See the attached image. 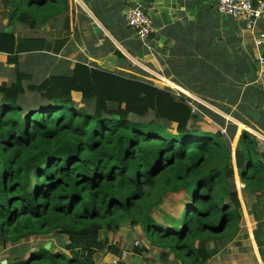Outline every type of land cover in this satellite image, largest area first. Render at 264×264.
Instances as JSON below:
<instances>
[{
    "label": "trees",
    "instance_id": "16d2710c",
    "mask_svg": "<svg viewBox=\"0 0 264 264\" xmlns=\"http://www.w3.org/2000/svg\"><path fill=\"white\" fill-rule=\"evenodd\" d=\"M3 1L8 25L33 27L63 17L68 27V0ZM48 44L0 30V53L8 57ZM5 85L0 84L6 94L0 98V241L16 245L56 233L67 237L69 254L42 247L6 264H94L89 251L116 252L98 237L122 219L143 226L154 246L169 248L188 264H206L216 252L200 243L224 244L234 233L240 205L220 116L199 104L194 112L189 100L167 89L82 63L68 75L29 85L27 91L42 99L37 108L18 103L19 84L13 92ZM72 93L93 102V112L77 108ZM199 111L215 125L205 124ZM233 117L241 121L237 113ZM192 121L199 127L190 128ZM170 124L173 132L166 129ZM231 127L232 134L236 126ZM260 145L243 130L234 152L239 181L250 192L264 191ZM182 190L189 195L182 215L171 226L154 221L151 212L164 195Z\"/></svg>",
    "mask_w": 264,
    "mask_h": 264
},
{
    "label": "crops",
    "instance_id": "0c3cea01",
    "mask_svg": "<svg viewBox=\"0 0 264 264\" xmlns=\"http://www.w3.org/2000/svg\"><path fill=\"white\" fill-rule=\"evenodd\" d=\"M215 3L216 0H68V27L62 26L63 17L56 26L50 21L46 29L50 26L49 31L35 37L45 39L48 47L18 54V63L24 55L48 56L32 64L33 74L40 79L68 75L77 63L123 76L133 72L146 75L153 86L178 91L189 100L194 112L198 111L196 104H201L221 118L224 116V121L236 122L237 127L256 136L264 152V130L256 128L257 123L254 126L256 120L260 122L258 117L264 116V43L256 44L264 21L248 29L243 21L219 16ZM138 4L150 13L155 27L145 41L126 27L122 15L125 8ZM7 56L0 53V84L13 76L12 66L6 65ZM72 96L81 98L80 93ZM240 104L241 108L237 107ZM199 113L201 118L205 116ZM235 113L248 124L244 126L234 118ZM233 184L240 220L224 244L208 245L216 252L206 264H264V191L246 190L238 174ZM56 247V242L51 241V251Z\"/></svg>",
    "mask_w": 264,
    "mask_h": 264
},
{
    "label": "rangeland",
    "instance_id": "374dc122",
    "mask_svg": "<svg viewBox=\"0 0 264 264\" xmlns=\"http://www.w3.org/2000/svg\"><path fill=\"white\" fill-rule=\"evenodd\" d=\"M10 13L9 7L7 4L0 0V30L2 31H8L12 32L14 36H19V38H32L36 37L37 34L40 36L43 33H46L49 31L50 26L47 29L46 25H41L39 23H36L33 27L29 26L30 24L21 25V24H13L8 25V15ZM60 17H56L54 20H52V24L56 26V23L59 22ZM20 56H7L6 65H11V72L12 77H10L7 82L5 83L6 87L13 92L14 90H18V88L15 87V85H20L22 87V92L19 93L17 96L18 103L22 104L25 109L27 108H37L39 106V103H42V99L39 97L37 93H29L27 91V87L29 85H35L39 84L42 79L47 78L45 76L44 78H38L36 75L33 74L32 69L33 65L35 64V61L37 59L46 60L49 58L45 54H33V55H24V57H21V64L18 63V59ZM25 65V66H23ZM32 66V67H31ZM29 67L31 69H29ZM32 74L33 76H30L28 80L22 79L21 76L23 75H29ZM119 74V72H117ZM127 78L137 79L141 81H145L146 83H149L152 85V81L148 79V76L146 75H140L136 72L133 73H124ZM40 81V82H39ZM174 98H179L178 91L171 92L169 89H167ZM6 94L0 93V98ZM74 97V96H72ZM74 97L72 100L74 103L77 104V108H83L86 112L92 113L95 109L94 103H84L81 98L76 99ZM177 100V99H176ZM201 105V104H199ZM203 106V105H202ZM94 107V108H93ZM209 108V107H208ZM210 110V109H209ZM213 111V110H211ZM214 112V111H213ZM203 113V111H202ZM215 113V112H214ZM223 118H225L223 116ZM258 118H260V122L255 121V125L257 123L258 129L264 130V116L261 115ZM146 119V118H144ZM150 117H148V120ZM227 119V118H226ZM202 121H205L207 125H210L209 123H213L211 118L208 116H203L201 119ZM197 122H193L190 124V128L199 127ZM253 123V124H254ZM231 124L235 125L236 122H233L230 120L224 121V124L221 125V131L223 134V138L227 140L229 143V149H230V159H229V165L232 167V178L235 177L236 174H238L237 169L235 168L234 163V152L236 149L237 141L239 139V136L243 129L239 126L232 132V127L230 128ZM215 125V124H214ZM202 126V124H201ZM175 125L170 124L167 125L166 129L170 132H173ZM204 127V126H203ZM253 135V134H252ZM255 136V135H254ZM256 137V136H255ZM261 141V140H260ZM189 199V195L185 191H180L176 193H168L165 194L162 198L161 203L152 210L151 216L153 217L154 221L157 223L163 224L166 223L169 226L172 225L173 221H176L183 212V207L187 204V200ZM99 240L103 241L104 239L107 240V243L111 247H116L115 253L112 252H105L103 250L102 252L91 250L87 253L89 260L94 264H188L184 261L183 258L179 259L178 255L175 254L173 251H171L169 248L165 247H156L154 246L149 240L148 237L144 231V227L141 225H132L129 219H122L119 221L118 224L114 223L113 227L109 229H102L99 233ZM51 241L56 242L57 246L56 250L51 251L50 247L47 249L49 252H55L59 251L60 253L65 254L68 256V251L64 249L65 244L68 243V239L65 235H60L56 233H51L47 235L42 236H34L30 237L25 242H21L19 244H11V243H2L0 241V264L2 262H10L15 259H26L29 257L33 251H36L37 249L44 248L46 243H51ZM200 243V245H202ZM215 247L214 242L211 240V242H207L206 247L208 249V245H212ZM218 246V245H216Z\"/></svg>",
    "mask_w": 264,
    "mask_h": 264
},
{
    "label": "built area",
    "instance_id": "2783aa9c",
    "mask_svg": "<svg viewBox=\"0 0 264 264\" xmlns=\"http://www.w3.org/2000/svg\"><path fill=\"white\" fill-rule=\"evenodd\" d=\"M215 12L224 18L243 21L248 29H253L264 21V0H216ZM123 20L135 37L145 41L155 31L150 13L140 4L123 10ZM264 43V30L260 33L257 45ZM263 61V58H260Z\"/></svg>",
    "mask_w": 264,
    "mask_h": 264
},
{
    "label": "water",
    "instance_id": "95a60500",
    "mask_svg": "<svg viewBox=\"0 0 264 264\" xmlns=\"http://www.w3.org/2000/svg\"><path fill=\"white\" fill-rule=\"evenodd\" d=\"M144 1H152V0H144ZM49 247H50V243H47V244L44 246V249L47 250ZM2 264H5V262H2Z\"/></svg>",
    "mask_w": 264,
    "mask_h": 264
}]
</instances>
